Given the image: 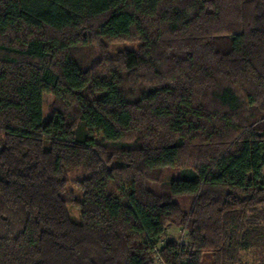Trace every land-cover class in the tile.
<instances>
[{"label":"trees","instance_id":"16d2710c","mask_svg":"<svg viewBox=\"0 0 264 264\" xmlns=\"http://www.w3.org/2000/svg\"><path fill=\"white\" fill-rule=\"evenodd\" d=\"M123 38L140 45L110 54ZM166 167L185 171L161 194ZM172 226L190 241L158 247ZM256 250L264 264V0H0V264Z\"/></svg>","mask_w":264,"mask_h":264},{"label":"rangeland","instance_id":"374dc122","mask_svg":"<svg viewBox=\"0 0 264 264\" xmlns=\"http://www.w3.org/2000/svg\"><path fill=\"white\" fill-rule=\"evenodd\" d=\"M139 45L140 42L137 41L136 39L123 38L111 42L109 44V53L112 55H116L119 53V51H122L127 48H138ZM101 53H102L101 47L98 45H94L92 47H81L77 51V54L81 55L84 59L86 58L88 61H95L98 57H100ZM52 100H53V96L47 94L45 97L46 111H47V106L50 104V102H52ZM184 171L185 170L181 169L180 167H166L161 174V178L159 180H151L149 182V187L158 193L165 194L167 193L166 183L172 181L174 178L181 177ZM71 188H74L77 192L79 191V188L75 186L73 183L71 185ZM177 200L183 205L185 209H188L192 204L193 197L191 196L178 197ZM73 216L76 219H79L78 212L77 213L73 212ZM172 239L181 242L190 241L188 231L184 230L180 226H172V227H168L167 234L161 241H159L158 247L162 246L167 240H172ZM259 252L260 251L257 250L256 252L253 251L248 252L245 258L241 260L242 263L263 264V262L257 263L255 260L256 257H259L257 256ZM154 258H155V264H164L160 259L157 251L154 255ZM263 259L264 256H262V261H264ZM252 261L254 262L252 263Z\"/></svg>","mask_w":264,"mask_h":264},{"label":"built area","instance_id":"2783aa9c","mask_svg":"<svg viewBox=\"0 0 264 264\" xmlns=\"http://www.w3.org/2000/svg\"><path fill=\"white\" fill-rule=\"evenodd\" d=\"M159 254V253H158ZM159 257H160V255H159Z\"/></svg>","mask_w":264,"mask_h":264}]
</instances>
